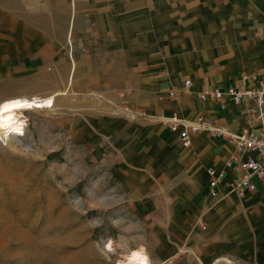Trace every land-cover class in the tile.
I'll return each mask as SVG.
<instances>
[{
    "label": "crops",
    "instance_id": "0c3cea01",
    "mask_svg": "<svg viewBox=\"0 0 264 264\" xmlns=\"http://www.w3.org/2000/svg\"><path fill=\"white\" fill-rule=\"evenodd\" d=\"M46 2L49 13L61 6L65 27L79 29L78 43L97 45L96 52L81 53L87 83L119 109L89 113L86 139L102 168L118 178L134 214L170 237L167 251L174 248L175 255L191 251L206 262L254 255L264 264V181L255 176L254 190H234L232 178L241 170L226 166L234 154L248 153L209 131L193 133L190 146H183L166 123L171 116L192 122L203 113L232 132L245 126L249 102L199 95L215 86L253 85L264 75V0ZM29 4L3 0L0 10L30 11ZM13 28L3 19L4 39ZM23 96L36 97L2 101ZM211 166L225 170L216 193Z\"/></svg>",
    "mask_w": 264,
    "mask_h": 264
},
{
    "label": "rangeland",
    "instance_id": "374dc122",
    "mask_svg": "<svg viewBox=\"0 0 264 264\" xmlns=\"http://www.w3.org/2000/svg\"><path fill=\"white\" fill-rule=\"evenodd\" d=\"M32 1L30 11L0 10V101L62 93L51 105L20 110L18 124L0 130V264H117L133 249L151 264H262L254 255L209 262L191 251L175 255L170 237L134 214L86 139L89 113L119 109L87 83L81 53L97 45L77 42L79 29L64 26L61 6L49 13L46 0ZM3 19L15 27L7 39Z\"/></svg>",
    "mask_w": 264,
    "mask_h": 264
},
{
    "label": "built area",
    "instance_id": "2783aa9c",
    "mask_svg": "<svg viewBox=\"0 0 264 264\" xmlns=\"http://www.w3.org/2000/svg\"><path fill=\"white\" fill-rule=\"evenodd\" d=\"M255 84L242 87L229 86L221 88L218 86L205 89L200 93V98L222 99L228 97L234 102L247 101L250 103L246 124L239 132L229 131L226 127L219 126L216 120L206 114H199L197 118L188 122L178 116L166 118V123L172 132L178 131L183 146H190L191 135L201 131H209L216 135H222L235 145L236 152L248 153L245 158L234 154L227 162V167H238L241 173L232 178L234 190L243 189L252 191L255 189L253 177L264 181V75L253 78ZM191 81L185 80L184 87L188 88ZM171 96L175 95L170 91ZM225 103L221 104L225 108ZM210 186L221 184L225 179V170L211 166L207 169Z\"/></svg>",
    "mask_w": 264,
    "mask_h": 264
},
{
    "label": "bare ground",
    "instance_id": "6f19581e",
    "mask_svg": "<svg viewBox=\"0 0 264 264\" xmlns=\"http://www.w3.org/2000/svg\"><path fill=\"white\" fill-rule=\"evenodd\" d=\"M55 100V95H50L45 98L23 96L0 102V130L15 127L18 124L20 110L31 105H51ZM106 248L112 250L110 244ZM117 264H151V262L143 249H133L125 260H120Z\"/></svg>",
    "mask_w": 264,
    "mask_h": 264
}]
</instances>
